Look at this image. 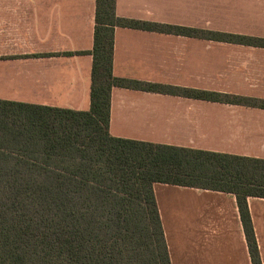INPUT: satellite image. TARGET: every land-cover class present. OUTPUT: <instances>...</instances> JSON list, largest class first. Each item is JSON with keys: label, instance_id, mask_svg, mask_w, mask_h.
<instances>
[{"label": "crops", "instance_id": "1", "mask_svg": "<svg viewBox=\"0 0 264 264\" xmlns=\"http://www.w3.org/2000/svg\"><path fill=\"white\" fill-rule=\"evenodd\" d=\"M95 0H0V100L90 106ZM112 73L205 98L115 86L113 137L264 159V0H115ZM242 39H238V38ZM236 38V39H230ZM171 264H251L235 196L152 185ZM264 264V198L247 197Z\"/></svg>", "mask_w": 264, "mask_h": 264}, {"label": "trees", "instance_id": "2", "mask_svg": "<svg viewBox=\"0 0 264 264\" xmlns=\"http://www.w3.org/2000/svg\"><path fill=\"white\" fill-rule=\"evenodd\" d=\"M116 26L182 31L120 18L115 0H95L89 109L0 100V264H171L156 182L234 195L251 264H261L247 197L264 198V159L108 133L115 86L225 96L114 76Z\"/></svg>", "mask_w": 264, "mask_h": 264}]
</instances>
